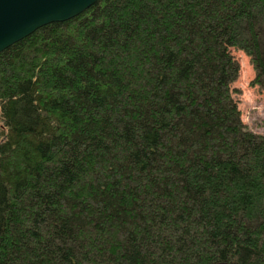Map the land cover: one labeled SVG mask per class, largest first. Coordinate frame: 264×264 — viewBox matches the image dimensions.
<instances>
[{
	"label": "trees",
	"instance_id": "trees-1",
	"mask_svg": "<svg viewBox=\"0 0 264 264\" xmlns=\"http://www.w3.org/2000/svg\"><path fill=\"white\" fill-rule=\"evenodd\" d=\"M264 0H98L0 53V264H264Z\"/></svg>",
	"mask_w": 264,
	"mask_h": 264
},
{
	"label": "water",
	"instance_id": "water-1",
	"mask_svg": "<svg viewBox=\"0 0 264 264\" xmlns=\"http://www.w3.org/2000/svg\"><path fill=\"white\" fill-rule=\"evenodd\" d=\"M97 1L0 0V53L47 24L74 18Z\"/></svg>",
	"mask_w": 264,
	"mask_h": 264
},
{
	"label": "rangeland",
	"instance_id": "rangeland-1",
	"mask_svg": "<svg viewBox=\"0 0 264 264\" xmlns=\"http://www.w3.org/2000/svg\"><path fill=\"white\" fill-rule=\"evenodd\" d=\"M232 55L239 64L238 77L231 88L241 120L250 131L264 136V85L254 82L256 72L243 52L233 49Z\"/></svg>",
	"mask_w": 264,
	"mask_h": 264
}]
</instances>
